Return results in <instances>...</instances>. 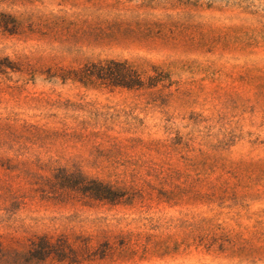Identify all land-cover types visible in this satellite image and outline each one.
I'll use <instances>...</instances> for the list:
<instances>
[{"label": "rangeland", "instance_id": "obj_1", "mask_svg": "<svg viewBox=\"0 0 264 264\" xmlns=\"http://www.w3.org/2000/svg\"><path fill=\"white\" fill-rule=\"evenodd\" d=\"M0 264H264V0H0Z\"/></svg>", "mask_w": 264, "mask_h": 264}, {"label": "trees", "instance_id": "obj_2", "mask_svg": "<svg viewBox=\"0 0 264 264\" xmlns=\"http://www.w3.org/2000/svg\"><path fill=\"white\" fill-rule=\"evenodd\" d=\"M81 72L84 77L96 75L98 78H103L113 85H121L128 88L141 86L142 84L138 72L124 62L90 63L85 65ZM78 188L98 199L111 201L118 195L116 190L106 183L94 179L88 180L85 177H81V180L78 182Z\"/></svg>", "mask_w": 264, "mask_h": 264}]
</instances>
